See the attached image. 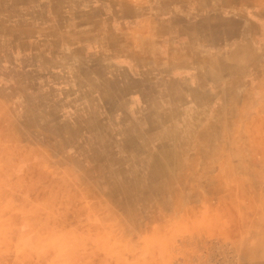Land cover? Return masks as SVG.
Here are the masks:
<instances>
[{
    "label": "rangeland",
    "instance_id": "rangeland-1",
    "mask_svg": "<svg viewBox=\"0 0 264 264\" xmlns=\"http://www.w3.org/2000/svg\"><path fill=\"white\" fill-rule=\"evenodd\" d=\"M15 2L0 0V264H264V68L248 109L86 126L56 64L25 56Z\"/></svg>",
    "mask_w": 264,
    "mask_h": 264
},
{
    "label": "crops",
    "instance_id": "crops-1",
    "mask_svg": "<svg viewBox=\"0 0 264 264\" xmlns=\"http://www.w3.org/2000/svg\"><path fill=\"white\" fill-rule=\"evenodd\" d=\"M207 1L17 0L13 7L32 33L25 56L56 64L67 95H79L87 110L81 124L102 110L139 119L137 131L145 132L149 111L163 119L155 125H167L250 107L249 73L264 68V0Z\"/></svg>",
    "mask_w": 264,
    "mask_h": 264
},
{
    "label": "bare ground",
    "instance_id": "bare-ground-1",
    "mask_svg": "<svg viewBox=\"0 0 264 264\" xmlns=\"http://www.w3.org/2000/svg\"><path fill=\"white\" fill-rule=\"evenodd\" d=\"M198 1V0H197ZM202 1V0H201ZM209 1V0H208ZM207 1V2H208ZM219 1V0H218ZM245 7V6H244ZM230 9V8H229ZM259 9V8H258ZM246 14V13H245ZM230 15V14H229ZM238 15V14H237ZM255 15V14H254ZM232 16V15H231ZM257 16V15H256ZM126 19V18H125ZM226 19V18H225ZM223 20V19H222ZM219 21V20H218ZM161 27V26H160ZM210 28V27H209ZM159 31V30H158ZM98 32V31H97ZM159 32H161V31H159ZM158 32V33H159ZM188 34V33H187ZM203 34V33H202ZM112 35V34H111ZM148 35V34H147ZM150 35V34H149ZM191 35V34H190ZM144 36V35H143ZM112 37V36H111ZM192 37V36H191ZM143 38V37H142ZM102 42H104V41H102ZM137 42V41H136ZM116 44V43H115ZM151 44V43H150ZM101 45V44H100ZM105 45V44H104ZM118 45V44H117ZM127 45V44H126ZM134 45V44H133ZM132 45V46H133ZM103 46V45H102ZM131 46V47H132ZM135 46V45H134ZM108 47V46H107ZM130 47V48H131ZM139 47V46H138ZM99 48V47H98ZM116 48V47H115ZM101 50V49H100ZM114 50V49H113ZM125 50V49H124ZM128 50V49H127ZM130 50V49H129ZM140 51V50H139ZM125 52V51H124ZM130 52V51H129ZM104 53V52H103ZM109 53V52H108ZM140 53V52H139ZM120 54V53H119ZM145 54V53H144ZM124 55V54H123ZM187 55V54H186ZM199 55V54H198ZM136 56V55H135ZM144 57H146V56H144ZM161 63V62H160ZM183 65V64H182ZM158 67V66H157ZM92 68V67H91ZM155 69H156V67H155ZM160 70H162V69H160ZM92 72V71H91ZM92 74V73H91ZM96 74V73H95ZM93 75V74H92ZM152 75V74H151ZM161 75V74H160ZM94 76V75H93ZM98 76V75H97ZM99 81V80H98ZM87 82V81H86ZM183 82V81H182ZM87 86V85H86ZM184 87V86H183ZM82 89V88H81ZM95 90V89H94ZM88 91H89V89H88ZM107 91V90H106ZM112 91V90H111ZM90 92V91H89ZM147 92V91H146ZM151 92V91H150ZM129 93V92H128ZM147 94V93H146ZM165 94V93H164ZM100 95V94H99ZM106 95V94H105ZM118 95V94H117ZM123 95V94H122ZM104 96V95H103ZM116 96V95H115ZM170 96V95H169ZM118 97V96H117ZM113 98V97H112ZM126 98V97H125ZM170 98H171V96H170ZM88 99V98H87ZM94 99V98H93ZM132 99V98H131ZM147 99H149V98H147ZM76 100V99H75ZM114 100V99H113ZM162 100V99H161ZM167 100H169V99H167ZM133 101V100H132ZM135 101V100H134ZM157 101V100H156ZM75 102V101H74ZM93 102V101H92ZM100 102V101H99ZM153 102V101H152ZM88 103V102H87ZM90 103V102H89ZM140 104V103H139ZM147 104V103H146ZM151 104V103H150ZM170 104V103H169ZM91 105V104H90ZM100 105V104H99ZM111 105V104H110ZM162 105V104H161ZM142 107V106H141ZM153 107V106H152ZM90 108V107H89ZM134 108V107H133ZM162 108V107H161ZM111 110V109H110ZM157 110V109H156ZM94 114H96V113H94ZM82 115V114H81ZM156 115V114H155ZM95 116V115H94ZM163 116V115H162ZM74 117V116H73ZM139 117V116H138ZM79 118V117H78ZM116 118V117H115ZM119 118V117H118ZM156 118V117H155ZM75 119V118H74ZM165 119V118H164ZM96 120V119H95ZM134 120V119H133ZM86 121V120H85ZM114 121V120H113ZM123 121V120H122ZM117 122H118V120H117ZM107 123V122H106ZM83 124V123H82ZM118 124V123H117ZM138 125V124H137ZM130 126V125H129ZM135 126V125H134ZM176 127V126H175ZM138 128H140V127H138ZM160 130V129H159ZM164 130V129H163ZM143 132V131H142ZM141 132V133H142ZM157 132V131H156ZM86 133V132H85ZM152 133V132H151ZM9 135V134H8ZM12 135V134H11ZM161 135V134H160ZM9 137V136H8ZM139 137H141V136H139ZM158 138V137H157ZM14 140V139H13ZM143 140V139H142ZM144 142V141H143ZM13 143V142H12ZM145 145V144H144ZM14 146H15V144H14ZM17 148V147H16ZM149 148V147H148ZM3 150V149H2ZM122 153V152H121ZM16 156V155H15ZM15 165V164H14ZM15 168V167H14ZM174 168H175V172H176V170L177 171H179L178 170V168L176 167V166H174ZM163 173H166V171H164ZM178 174V173H177ZM170 175V174H169ZM173 176V175H172ZM174 177V176H173ZM171 182L170 181H168L167 180V184L165 185L166 186V189L167 188H169V189H171V187H172V185L170 184ZM172 183H173V181H172ZM7 188V187H6ZM12 188V187H11ZM16 188V187H15ZM17 189H19V188H17ZM16 189V190H17ZM15 192V191H14ZM13 194V193H12ZM13 196V195H12ZM11 196V197H12ZM7 197V194H6V192H4V191H0V212L3 210L2 208H4V206L2 205V202H3V200L5 199ZM12 200V199H11ZM17 200H18V198H17ZM5 201V200H4ZM9 201V200H8ZM18 202V201H17ZM5 204V203H4ZM8 205V204H7ZM14 205V204H13ZM6 207V206H5ZM4 211V210H3ZM14 219H16V218H14ZM10 221V220H9ZM9 221H7V222H9ZM5 222V221H4ZM11 222V221H10ZM9 222V223H10ZM22 222V221H21ZM23 223V222H22ZM29 223V222H28ZM17 227V226H16ZM29 227V226H28ZM75 228V227H74ZM10 229V228H9ZM26 230V229H25ZM78 230V229H77ZM11 232V231H10ZM13 232V231H12ZM21 232V231H20ZM23 232V231H22ZM21 232V233H22ZM7 233H8V231H7ZM68 233V232H67ZM22 235V234H21ZM30 237V236H29ZM48 237H50V236H48ZM55 237V236H54ZM52 238V237H51ZM54 239V238H53ZM8 240V239H7ZM50 241V240H49ZM1 242V241H0ZM3 242V241H2ZM8 243V242H7ZM17 243H19V242H17ZM55 243V242H54ZM2 244V243H1ZM5 244V243H4ZM48 244V243H47ZM49 245V244H48ZM6 246V245H5ZM44 246V245H43ZM10 248H12V247H10ZM14 248V247H13ZM22 248H24V247H22ZM18 249V248H17ZM12 250V249H11ZM10 250V251H11ZM39 250V249H38ZM23 251V250H22ZM24 252V251H23ZM25 253V252H24ZM20 254V253H19ZM27 255V254H26ZM33 262V261H32ZM113 262V261H112ZM114 264V263H113Z\"/></svg>",
    "mask_w": 264,
    "mask_h": 264
}]
</instances>
